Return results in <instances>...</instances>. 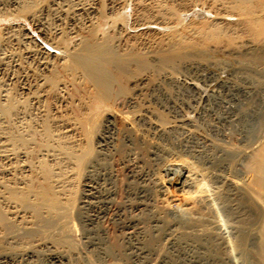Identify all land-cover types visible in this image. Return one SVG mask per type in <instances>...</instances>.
Listing matches in <instances>:
<instances>
[{"label":"bare ground","instance_id":"obj_1","mask_svg":"<svg viewBox=\"0 0 264 264\" xmlns=\"http://www.w3.org/2000/svg\"><path fill=\"white\" fill-rule=\"evenodd\" d=\"M39 1L0 3L8 7L12 2L34 18L43 2ZM48 1L44 5L52 4L55 11L65 7L60 20L64 23L52 27L51 39L47 38L61 55L49 60L48 53L29 79L27 69L21 72L26 65L20 70L21 62L35 63L36 56L24 54V61L20 57L12 71L14 87L0 81V264H15L11 255L34 262L42 250L74 249L70 235L77 232L78 222L87 243L100 246L98 226L106 217L142 260L140 264L149 263L143 259L152 254L148 249L157 240L160 246L163 242L172 248L176 259H189L191 254L193 264H264V137L253 144L214 126L217 132L209 128L211 134L195 135L194 142L191 137H177L191 133L187 117L178 119L176 128L183 132L175 136L172 121L162 115L155 122L137 103L126 111L116 106L118 98L135 89L129 91L125 78L153 67L151 53L158 57L160 69L177 58L210 51L263 67L264 0H97L88 7L84 0ZM197 3L205 10L196 8L195 13H205V19L199 16V21L187 23L185 16L192 9H186ZM180 10H185V24ZM126 11L132 23L157 27L147 29L157 36L151 53L143 52V46H149L144 41L149 33L130 34L118 25ZM103 22L112 25L107 34L100 31ZM169 25L182 26L166 34L158 31ZM72 40L73 47L65 48ZM111 113L118 115L122 126L126 124L118 143L112 137L118 120L113 121ZM128 130L136 142L126 134ZM134 143L145 149L143 156L148 155L160 175L154 177L153 170L151 177L137 174L136 157L124 149ZM109 158L117 159L123 171L125 182L119 191L112 168L104 163ZM118 194L121 201L114 204ZM51 251L50 263L70 260L65 253Z\"/></svg>","mask_w":264,"mask_h":264},{"label":"rangeland","instance_id":"obj_2","mask_svg":"<svg viewBox=\"0 0 264 264\" xmlns=\"http://www.w3.org/2000/svg\"><path fill=\"white\" fill-rule=\"evenodd\" d=\"M37 1H39V0H37ZM41 1H43V2H41ZM96 1L97 0H88V1L84 0L83 3L86 4L85 6L88 7L89 5H91V3H96ZM39 2L42 3V4L38 5V10L40 11V12L39 11L38 12L40 14L37 13V15H36L37 17H34V18H32L30 16V13H23V12H20L19 10H17L16 7L12 4V2L9 3V5L7 4L8 7L3 6L0 3V6H3V7H0V41H1L0 42V46H1L0 47V50H1V52H0V61H1L0 62V81L3 83L5 82V85H7L9 87H11V86L14 87V85H13L14 84V80H13L14 78H12L14 75H12V74L15 73L16 69H14V67L16 68L15 64L19 63L20 57L22 58L21 60L24 61L23 57H26L27 54L31 55V56H33V55L36 56V59L33 56L35 63L32 61L31 63L28 62V63H30V64H28L27 62L24 61L25 64H23V62L20 61L21 62L20 70L22 68H24V66L26 65L25 69H22L21 72H24L27 69L26 72L29 73L28 76L31 75V76H29V79H30V77H34L32 75V73L35 74L34 68L35 67H36V69L38 68V65H39L38 63L42 62L43 58L46 55L48 57L50 55L49 60L52 59L51 55H61V51L55 49L54 45L51 44L52 42L48 41V39H51L50 32L52 31V27L56 29L57 25H58L60 28L62 26L61 24L64 23V21H60V20H62L64 18L65 14H63V13L65 11V9H64L65 7H63V9H64L63 10L62 7L59 8L58 6H55V7H58V9L56 8V11H55L54 10L55 8L52 4H50V5H52V9L49 8L50 5H46V6L44 5L46 3L49 4V2L51 3V1L47 0L46 2H44V0H40ZM197 4L198 5H195L196 7L191 6V7L186 9L187 11H189L190 8L192 9L191 13L186 15L188 17V19L185 16L186 22L187 21L197 22L201 18H202L201 20L205 19V17H204L205 13H203L201 15H197V13H195V12H197L196 8L202 9V7H203V10H205L204 6H201L200 3H197ZM202 5H205V4H202ZM47 6H49V7H47ZM58 10H60V11H58ZM193 10H195V11H193ZM182 11H183V13H182ZM182 11H181V13H179L180 15L182 14L181 18H182L183 22L181 21V23L185 24L186 22L184 23L185 20H184V15H183V14H185V10H182ZM38 14L40 15L39 16L40 18L38 17ZM125 14H127V17L122 18L123 20L120 19L119 20L120 22L118 21L119 23L118 22L117 23H118V25L122 26L125 29V31L127 30L126 31L127 33L130 32V34H132V33L133 34H137V33L139 34L142 32L140 30H143L146 33H149V32H147L148 31L147 29H149V28L153 29V27H155L157 30V27L153 26V25H144V26L136 25V24L131 22L132 20L130 21V19H129L130 18L129 17L130 12L126 11ZM193 14H195V15H193ZM52 15H54V16H52ZM123 15H124V13H123ZM189 15H190L191 19L193 18L192 20H190ZM29 16H30V18H32L31 20L29 19ZM199 16L200 17L202 16V17L200 18ZM112 17H113L112 20L113 19L115 20L116 16H112ZM38 18H39V20H38ZM36 20H37V22L38 21L39 22L37 23ZM46 20H47V23H46ZM48 21H49V24H48ZM104 23L105 22L102 23V25H101L102 28L100 29V31L104 34H107L112 25L110 23H105V24ZM131 23L133 24V27H132ZM46 25L47 26L51 25V26H48L49 28L51 27V29H48V27ZM129 25H131V26H129ZM134 26H135V28H134ZM179 26L180 27H178V25H177L175 27L173 26L172 28H170L171 25H169L167 27H163V30L158 29V31L166 34L167 31H168L167 33H169V30H171V29L173 30L176 27H178L180 29L182 25H179ZM69 27H70V24H69ZM164 29H166V30H164ZM19 30H20V32L18 34L17 32ZM49 30H51V31H49ZM74 30L76 31V28H74L73 31ZM20 33H22V34H20ZM149 34L150 35L147 36L148 39L146 37L145 38L146 40H144L146 42V44H149V46H147V45L143 46V52H147V53H148V50H149V53H151L150 52V49H151L150 46L154 45V43H155L154 40L157 38V36H155V38H154V36H153L154 34H152V33H149ZM15 35H17V36H15ZM21 35H23L22 38L20 37ZM26 35H27V38H26ZM17 37H19V39H21L19 42L15 41ZM23 38H25V40H27V41H25V43L22 42ZM149 38H150V40H149ZM1 39H3V41ZM28 39H29V41H28ZM152 41H153V43H152ZM20 42H22V43H20ZM73 43H74V40L69 42V44H67V47H65V48L73 47V45H74ZM146 48H148V49H146ZM144 49L146 51H144ZM3 51H5V52H3ZM63 52L65 53V50ZM210 52L208 51V53H210L208 55H207V53H200L199 55H198V53H197V55H195L196 53H193L194 56L191 53L190 57L188 56V57H185L184 59L183 58H177L178 60L177 59L174 60L173 63H171L170 65H167L165 67H161V69L157 64L158 63V59H157L158 57L155 58L156 55L153 53L149 54L148 59H151L152 57L155 58V59L153 58V60H151L154 62V63L151 62L152 63L151 65H153V67L150 66L151 68L149 67L147 70L145 69L144 71H141L138 75L132 74V75L127 76L125 78V80L127 81L126 83L128 85L127 87L129 88V91L131 88L132 89L135 88V89L133 91H131V93L129 92L128 96L126 95L125 97L118 98L116 100L117 101L116 102L117 108H121L123 111H126L128 109V106L136 105V103H137V106L138 105L141 106L140 107L141 110H143L144 108L147 109V110L144 109L145 111L148 112L147 116H151V119L153 117L152 120H155V122H156L157 116H159L158 118H161V115H162V118H164L166 121L167 120L170 122L172 121L171 126H174L173 127L174 130L177 131V132L175 131L177 134L175 132H173V134H175V136L179 135L178 133L181 134V132H183V130L179 129V127L176 128L177 126H180V125H177V124H179L178 121L187 117V118H185V120L188 123V126L191 123L190 128L192 129V127H193V129L191 131L192 134L191 133L190 134L182 133L181 135L177 136L180 139L181 138L187 139V137H188V139H190L189 137H191L190 140H193L195 142L196 137H199V135H200V138H203V137L205 138L206 135H209L212 132H217V130L220 129V130H218V132H220V131L223 132V130H224V132H223L224 134H226L228 132L227 134H230L232 136L235 135L236 137H238L240 139L245 138V140L251 141V143H253V144H258V141H260L264 137V75H263V73H264L263 67L264 66L260 67L257 65H253V64L248 63L247 61H241L239 59L237 60V58L235 60L234 57H229L226 53H224V56H225V58H224L222 52H217V53L215 51H213V53H212V51H210ZM48 53H49V55H48ZM147 53H145V55ZM214 54H216L217 56H215ZM153 55H155V56H153ZM211 55L213 57H211ZM220 58H222V59H220ZM16 59H17V61H16ZM215 59H217L218 62ZM45 60L48 61V59H45ZM213 60L216 62H213ZM4 62L6 63L7 67L5 66ZM247 63L251 67H248L249 65L246 66ZM154 64H155V66H154ZM22 65H23V67H22ZM28 65H30V67H32V68H30ZM252 65L255 66L256 69H259V71H255V68H253ZM27 67H29L30 69ZM155 67L157 69H155ZM6 68H7V70H6ZM262 68H263V71H262ZM31 69L32 70L34 69V70L32 71ZM12 71H13V73H12ZM36 74H37V72H36ZM260 74H261V76H260ZM31 80H32V78H31ZM221 84H223V85H221ZM134 91H135V93H134ZM130 94H131V96H130ZM139 102H140V104H141V102L143 104L140 105V104H138ZM170 112L173 114H171ZM177 112H178V114H177ZM111 115L113 117V121L115 120V118H116V120H118V121L115 120L116 123L118 122L117 124H115V122H114V124L117 126V127L115 126V128H117V129L113 130L114 133L112 132L113 133L112 137L113 138L115 137V141L118 143L119 138L121 136L120 132L121 131L123 132V130H122L123 126L125 129L126 124L123 123V126H122V121L120 122L121 119L118 117V115L112 114V113H111ZM113 115H115V116H113ZM183 116H184V118H182ZM102 117H104V115ZM102 117L100 118V121L102 120ZM174 119H176L177 121ZM206 121H207V123H206ZM208 123L210 126L208 125ZM211 123L212 124L214 123V124L212 125ZM174 124H176V125H174ZM206 124H207V126H206ZM118 125L122 126V127L119 128ZM169 126H170V124H169ZM214 126L215 127L217 126L216 131H215ZM194 127L197 130H195ZM212 127L214 128V130ZM209 128H210L211 133H210V131H208ZM225 131H227V132H225ZM193 132L195 134H193ZM126 134L129 136H132L131 139L134 138L133 142H136L135 141L136 136L134 135V133H132L131 131L129 132V130H128V131H126ZM248 134H249V136H248ZM188 135H190V136H188ZM195 135H197V136L195 137ZM174 144H173L174 147L178 145V144H176V145H174ZM131 145H130V148H129V145H127L128 148L125 147L124 149H125L126 153L131 152L132 155L136 157L137 160L136 159L135 160H136V170L138 171L137 174H139L140 172L141 173L144 172L146 175L149 174V177H151L150 175H151V172L153 170L152 173L153 174L156 173L154 175V177L157 176L159 174L158 167L156 169L155 164L150 160V158L147 157L148 155H146V157H144L145 156L144 153H146L145 149L144 148L142 149V147L140 148V146H136L137 145L136 143L131 144ZM134 147H135V149H134ZM131 148H133V149H131ZM140 149H141V151H139ZM140 152H142V153H140ZM136 153H137V155H136ZM141 157H143V158H141ZM109 159H107L109 162L105 159L106 162L104 161V163H106L110 168H112L111 170H112V173L114 174V176L116 178L115 180L117 183L116 189H117V191H119V189L121 187L120 185H122V183L125 182L123 180L124 178H122V177H124L122 175L123 171H121V166L119 165V161L117 159H115V158H109ZM139 167H140V169H139ZM153 174H152V177H153ZM119 194H118V196H116V198L114 200L115 201L114 204H117L118 201L119 202L121 201V197H119ZM75 217H76V219H75ZM75 217H74V219L78 222L77 219H79L80 217L78 216L79 217L78 218L77 215H75ZM75 220H74V223H76ZM80 220H82V219H80ZM79 224L81 225L80 222L75 224L76 229L78 228L77 232L75 231L74 235H70V236H73V243H74V245H72V246H74V247H72L74 249H70V250H72V252L70 250H67V248L65 249V247H63V248L61 247L62 249L60 247H57L58 249L51 248L52 251H54L55 249L57 250V251L56 250L54 251L55 253H59V254L63 253V255L65 253V255H67V258H69L70 260L65 259V261L68 260L67 262H65L66 264H75L77 262L75 260H78V262L76 264H140V262L142 261L141 259H140V262L138 261L139 259L137 260L136 255L134 254V251L130 250L128 248V244H127L126 240L124 239L123 235L120 233V231L117 228H114V226L112 225V223L109 220V217H106V218H104V220L99 222L98 227H99V231L101 233V238H102L100 246H90L87 243V241L83 237L85 235L82 234L81 228H79ZM147 225H148L147 223H146V226L144 224V226L147 227L145 229L148 231ZM70 236L68 237L69 240H70ZM213 240H214V238H213ZM70 241L72 242V240H70ZM214 241L213 242L209 241L211 246L214 245ZM115 244L116 245L120 244V246L119 245H118V247L113 246ZM159 244H160V240H157L152 246L149 247V249H148L150 251L149 253L152 252V254L149 255V258L147 260L145 258V260L143 259V261H148L149 262L148 264H173V263L174 264L175 263L176 264H191V263L193 264V260H192L193 258H192V256L190 257L191 254L188 255L189 259L186 258L187 256H183V257L177 258L178 259L177 260L172 255V254H174L172 252V251H174L172 248L169 249L170 247L166 246V244H164L163 242L161 243V246ZM156 247L158 249H156ZM116 248H118V249H116ZM151 248H152V250H151ZM213 249H211V250H213ZM58 250H60V251H58ZM157 250H159V251H157ZM50 251L51 250H49V251L48 250H42L43 254L40 251L41 254L40 253L37 254V256H36L37 258L36 257L34 258V260H35L34 262L33 261L32 262H28V261L25 262V260L22 261V259L19 256H14V255H11V256L15 258L16 262H18L17 264H23V263H25V264L26 263L27 264H35V263L36 264H53L52 262L50 263L49 260L47 259L48 254H50ZM52 251H51V253H52ZM168 251H169V253H171V252L172 253L169 254ZM47 252H49V253H47ZM76 254H77V257H76L77 259L75 258ZM168 254H169V258L172 259V257H173V259L175 261H171V259L168 258ZM181 259H183V261ZM39 261H41V263ZM16 262H15V264H16ZM170 262H172V263H170Z\"/></svg>","mask_w":264,"mask_h":264}]
</instances>
